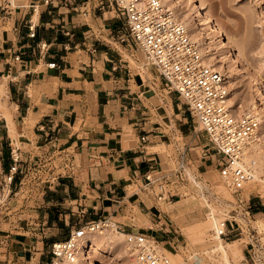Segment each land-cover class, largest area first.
Masks as SVG:
<instances>
[{"label": "crops", "instance_id": "1", "mask_svg": "<svg viewBox=\"0 0 264 264\" xmlns=\"http://www.w3.org/2000/svg\"><path fill=\"white\" fill-rule=\"evenodd\" d=\"M12 3L0 6V84L6 93L0 104V195L3 187L9 191L5 201L11 198L10 210L0 213V264H52V245L68 239L72 229L125 217L130 205L148 208L141 184L163 163L157 147L170 138L180 163L185 157L179 138L188 121L176 99L168 100L158 86L157 105L141 101L152 85L134 72L116 11L98 14L92 0ZM148 105L159 111L161 126L154 129ZM128 128L137 138L133 145L124 140ZM13 157L20 169L9 184ZM30 171L57 179L38 183L42 190L26 195ZM134 185L141 193L131 194ZM252 207L260 213L255 200ZM121 225L139 232L134 224ZM147 229L172 232L155 221Z\"/></svg>", "mask_w": 264, "mask_h": 264}, {"label": "rangeland", "instance_id": "2", "mask_svg": "<svg viewBox=\"0 0 264 264\" xmlns=\"http://www.w3.org/2000/svg\"><path fill=\"white\" fill-rule=\"evenodd\" d=\"M92 1L98 4V14L110 9L107 6L108 0ZM200 1L202 4L204 3V7L207 8L206 10L213 16L216 23L220 24L219 26L222 29L224 28L226 33L228 32L234 37L235 48L244 65L246 64L245 66L251 69V73L260 72L264 76V71L260 70V68L262 69V63L260 62L264 60V50H261L264 45V36L261 29L256 25V13L252 2L250 0ZM99 2H104V8H101L102 6L99 5ZM259 2L261 5L258 11L264 19V0H259ZM18 3L16 1V4ZM168 6L172 8L170 5ZM172 9L179 16L177 10ZM185 9H189L186 3ZM119 22L121 23L120 20ZM123 32L126 31L123 30ZM193 38L196 40L195 36ZM129 43L130 53L133 54L134 61L132 63L135 74L138 78L139 74H141L143 82L148 80L150 85H152V87H149L151 91L141 97V101L146 102V104L153 103L157 105L159 100L157 95V92L159 93L157 90L158 86L168 100H170L171 96L174 97L181 109L184 110L188 121L185 127L188 129L184 131V136L180 134L178 146L182 155L186 158V171L183 172L182 169H179L180 163L175 159L178 151H176L174 142L170 138L164 139L162 146L157 147V150L161 152L163 163L157 172L152 173L154 174V179L160 178L155 183L154 191L150 189L144 190V185L143 183L141 184L148 208L145 207L144 209L141 205H130L124 214L125 217L120 216L117 219H113V222L134 224L138 226L139 232L154 236L161 243L160 247L163 252L168 255V251H170L177 256L175 259L173 256L171 257V254L168 255L176 263L264 264V156L262 159L257 158L258 153L256 150L254 151L255 154L254 152L250 154H254L253 157L257 158L256 175L258 177L253 183L239 192H233L227 188L219 175L220 156L213 149L214 145L210 141L208 134L201 130L202 127L198 120L182 104L176 93L171 92V89L166 86L165 80L161 77L154 64L148 60L147 54L131 41ZM207 61L210 64L213 62L211 65L217 68L212 58L207 57ZM247 83L242 88H237L239 83L231 84L229 82L230 89L235 88L233 96V99L237 102L235 109L241 114L249 111V103L252 102L254 97L255 99L258 98L256 99L258 103H261L256 87H252L250 83ZM253 94L257 95L254 96ZM4 99H6V93L3 89L0 93V104ZM154 105L152 107L148 105L151 115L146 114L153 122L149 129L161 126V123H157L159 111L156 110ZM260 107L262 106H259L255 113L261 119V131L263 134L264 110L260 109ZM176 114L179 115L177 112ZM173 117L175 116L173 115ZM167 120L170 121V116ZM9 125L10 128L15 129V124L12 121H9ZM119 132L121 133L122 130H119ZM123 135L124 140L131 145L136 143L137 138L131 128L124 131ZM1 163L0 161V178L2 175ZM30 172L31 174L26 178V185L24 186L25 191L23 194L26 195L34 192L39 193L42 188L38 187L37 184L42 180H45L43 185H49V182L46 181L49 177V172H42L38 175L35 174L38 173L36 171ZM163 176H167L168 180L162 178ZM161 186H163V189ZM162 191L165 192L167 200L157 199L156 195H159ZM130 192L131 194L135 192L141 193L140 188L135 185ZM6 194H9V191L4 192L2 187L0 213L10 210L7 208L11 207V198L8 197V200L5 201L7 198ZM169 194L174 195V197L169 198ZM254 200L260 213H257L252 207ZM213 209L216 210L219 224L227 221L229 236L228 238L222 237L224 243H233L234 250L239 249L241 253L238 256L234 252L230 253L229 263L223 259L219 251H216L218 243L214 239L216 229L203 234L202 237H196L197 232L206 226ZM152 221L158 223L160 228H163V231L171 229L172 232L163 233L162 235L154 234V229H147L151 226ZM120 236L121 238H119ZM166 240L170 242L164 243ZM88 241H90L92 246V251L89 253L90 260L95 264L136 263L125 243V236H123L122 232L118 233L116 230L109 229L103 234H92L90 239L83 240V245L85 246Z\"/></svg>", "mask_w": 264, "mask_h": 264}, {"label": "built area", "instance_id": "3", "mask_svg": "<svg viewBox=\"0 0 264 264\" xmlns=\"http://www.w3.org/2000/svg\"><path fill=\"white\" fill-rule=\"evenodd\" d=\"M49 3L50 0H45ZM12 0H1V8L8 9ZM104 8V2L99 4ZM108 8L117 12L124 20L125 33L122 42L131 41L142 49L148 60L158 69L166 86L175 92L187 110L198 120L213 149L220 156L219 175L223 184L233 192L244 190L255 181L257 161H247V157L261 146L262 131L258 117L252 113L240 114L232 108L230 84L224 74L206 60L201 45L193 38L188 28L175 12L162 0H108ZM34 24H31L30 37H35ZM46 44L41 46L45 49ZM21 61V56H15ZM55 68L56 63L49 64ZM6 182L11 183L18 173L19 158L13 157ZM186 159L182 158L179 169L186 171ZM145 174L144 190L154 191L160 178ZM168 180L167 176H163ZM57 179L49 178L51 185ZM44 183V180L41 181ZM163 189V186H161ZM165 192L156 195L158 200H167ZM174 195L169 194V198ZM113 218L88 222L71 230L68 239L52 245V264L56 260L75 263L82 254L81 243L89 234H102L109 229L122 232L125 243L135 258L136 264H187L174 262L160 247V242L152 235L126 231L123 225L113 222ZM227 221L219 224L218 235L228 238ZM84 250L92 251L90 241Z\"/></svg>", "mask_w": 264, "mask_h": 264}, {"label": "bare ground", "instance_id": "4", "mask_svg": "<svg viewBox=\"0 0 264 264\" xmlns=\"http://www.w3.org/2000/svg\"><path fill=\"white\" fill-rule=\"evenodd\" d=\"M13 1L15 2V0ZM250 1L252 2L254 6V12L256 13V17H255L256 25L261 29L262 34L264 36V19L262 18V16L259 14L258 11V8L260 7L261 3L259 2V0H250ZM162 2L168 8H170L168 6L170 5L172 8L177 10L180 17L176 13L175 14L177 15V17L181 22L183 21L182 23H184V25L188 28V30L190 29L189 30L190 33H192V35L196 37V40L201 45L206 60L207 57L212 58L215 61L214 63L217 66V69H219L224 74L226 79H228V82H230L231 84L239 83V86L237 88H242L243 86H245V84L248 81V83H250L252 87H256V90H258L257 94L260 95L259 99L261 100V103H258V100H256L258 98L255 99L254 97L252 99V102L249 103L250 112L247 111L244 113H252L256 115L260 121L261 119L259 118L258 114L255 113V111L258 109L259 106H262L260 107V109L262 108V110H264V76L260 72L257 73L255 72V74L251 73L250 72L251 69L247 68V66H245L246 64L244 65L242 59L239 57L237 53V49L235 48L234 37L230 33L228 32L226 33V30L224 28L223 30L219 26L220 24L216 23L213 16L208 12V10H206L207 8L204 7L203 5L204 3L202 4L200 0H162ZM185 3L189 6V9L187 10L185 9ZM261 50H264V45L262 46ZM260 63H262V69L260 68V70L264 71V60ZM4 87L5 84H0V93L1 91H3ZM234 90L235 88H233L230 92V98L228 103L232 108L235 109L237 102L235 101V99H233V96L235 94ZM10 132L14 135L13 137H15V129L11 128ZM256 151L258 153L257 158L262 159V157L264 156V133L262 134L261 146L257 148ZM253 155L247 157L248 162H251L253 160L257 161V158L255 159ZM257 177L258 175H256V178ZM218 221L219 218L216 216V210L213 209L212 212L210 213V217L206 223V226L202 230H199L197 232L196 237L197 238L202 237L203 234H206L207 232H210L214 229L219 231ZM217 231L216 234L214 235V239L218 241L216 251H219V254H221L223 259L229 263L230 253L234 252V254L238 256L241 255L240 250L238 249L235 251L233 247L234 246L233 243H228V242L224 243L223 241L224 239L218 235ZM91 235L92 234L87 235L85 239L86 240L90 239ZM119 238H121V236ZM80 248H82L83 251L75 263H70L68 261L60 262L56 260L57 262L56 264H95L93 261L90 260L91 257L89 256V253L91 252H87L84 250L83 243H81ZM170 254L171 257L173 256L176 259L177 256L172 252L168 251V255Z\"/></svg>", "mask_w": 264, "mask_h": 264}]
</instances>
